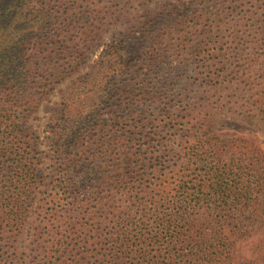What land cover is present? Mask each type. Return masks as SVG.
Here are the masks:
<instances>
[{
  "label": "trees",
  "instance_id": "trees-1",
  "mask_svg": "<svg viewBox=\"0 0 264 264\" xmlns=\"http://www.w3.org/2000/svg\"><path fill=\"white\" fill-rule=\"evenodd\" d=\"M37 1L0 0V264H241L239 242L264 226V151L216 132V108L192 105L191 86L173 98L170 82L151 75L168 30L143 36L152 45L140 62L141 47L114 42L98 74L54 103L53 165L40 196L27 121L123 14L86 28L99 0L69 9ZM212 7L200 20L210 27L177 30L185 49L217 45L221 34L231 41L250 22L264 26V0ZM51 26L53 45L43 49Z\"/></svg>",
  "mask_w": 264,
  "mask_h": 264
},
{
  "label": "rangeland",
  "instance_id": "rangeland-1",
  "mask_svg": "<svg viewBox=\"0 0 264 264\" xmlns=\"http://www.w3.org/2000/svg\"><path fill=\"white\" fill-rule=\"evenodd\" d=\"M43 6L69 9L71 6H85L87 0H41ZM97 11H91L90 17L85 16L86 28L96 23L95 17L102 21L113 12L123 14L117 25L105 27L102 37L91 44L86 54V63L68 75L67 80L58 85L49 100H44L39 108L30 116L26 131L36 148V169L41 181L40 196L48 190L46 186L53 161L50 156L47 137L50 135V112L54 103L61 102L67 89L78 86L80 81L93 70L96 74L98 61L103 59L107 47L114 42H121L130 48L143 49L135 59L140 62L147 57L144 49L152 45V40L143 36L159 37L164 31L169 32L162 39V47L166 54L154 66L152 76L163 78L170 82V94L173 98L181 93L186 86H191L193 92L192 105H204L216 108L214 129L219 134L235 135L244 138L252 145L264 151V26L253 25L252 22L239 26L231 41L221 34L220 43L206 44L195 52L185 49L177 34L183 26L190 32L194 23L203 25V30L210 27V22L200 21L202 14L212 12L213 4L218 0H99ZM38 3V1L36 0ZM175 8H181V17L174 14ZM152 19L145 24L141 18ZM104 22V21H102ZM140 22V25L138 26ZM190 22H194L190 25ZM99 24V22L97 23ZM189 26V28H187ZM57 26V25H55ZM127 26V28H126ZM138 26V27H137ZM54 26L46 30V42L40 46L43 49L52 47ZM195 32V31H193ZM193 32H190L191 34ZM233 32V29L230 31ZM228 32L226 35H228ZM169 37L171 38L168 41ZM189 38V37H188ZM197 38V35L194 39ZM150 44V45H149ZM31 46V45H29ZM216 51H221L216 53ZM222 56L216 61L215 56ZM218 62V65H216ZM212 66V77L207 76L208 67ZM172 83V85H171ZM234 85H231V84ZM176 93V94H175ZM214 102L210 104L211 98ZM214 112V111H213ZM39 202L37 203V205ZM238 259L241 264H264V226L253 230L252 235L239 242Z\"/></svg>",
  "mask_w": 264,
  "mask_h": 264
}]
</instances>
